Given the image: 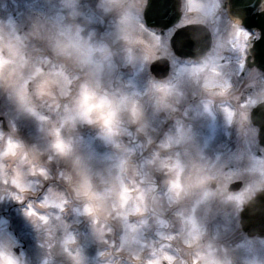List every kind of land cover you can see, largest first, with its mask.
<instances>
[{
  "label": "clouds",
  "instance_id": "9594fccd",
  "mask_svg": "<svg viewBox=\"0 0 264 264\" xmlns=\"http://www.w3.org/2000/svg\"><path fill=\"white\" fill-rule=\"evenodd\" d=\"M61 3L66 16L31 33L43 43L36 51L47 54L33 58L27 36L0 30V92L17 117L34 119L48 138L47 147L41 150L0 132V184L16 188L19 194L13 196L23 203L37 196L35 185L43 187L53 179L46 165L62 161L65 167L57 178L66 187L49 186L37 208L55 206L64 212L66 205L75 204L73 211L90 220L94 235L105 244L109 243L107 236L122 228L125 235L117 252L128 243L129 229L136 231L151 217L161 227L178 228L177 237L188 259L173 257L170 264H248L237 255L244 241L229 247L220 242L218 233L209 238L208 225L218 217L231 216L239 228L238 218L249 200L228 190L223 167L205 154L193 126L184 123L188 109L182 111L181 105L188 92L171 76L162 81L149 79L141 91L125 82L119 72L117 60L125 67L131 65L138 46L146 43L144 24L131 6L142 4V12L148 0H99L97 7L105 15L116 13L118 17V38L110 42L94 40V30L85 34L79 23L83 15L80 0ZM186 5L189 12L202 7L197 0H186ZM220 79V71L205 62L189 71L187 86L196 89L193 96L223 98L232 86L218 91ZM156 117L162 118L161 123L173 122L159 141L150 134L156 131ZM10 126L15 134L16 124L10 122ZM84 127L95 129L94 139L112 151L101 153L92 144L86 145L80 134ZM126 137L135 139L143 151L151 149L149 155L143 156L142 151V159L135 160L136 149L128 147ZM44 155L47 161L42 162ZM28 208L37 230L43 228L51 238L56 231L52 221L61 217L36 211L32 202ZM198 211L202 214L197 215ZM130 217L139 218L138 222L131 223ZM76 243V237L65 229L63 252L73 264H86L79 247L69 248ZM152 255L156 258L146 264H163L169 254L157 256L153 251ZM24 256L23 251L17 255L0 245V264H26ZM133 258L139 261L140 254L134 253Z\"/></svg>",
  "mask_w": 264,
  "mask_h": 264
},
{
  "label": "rangeland",
  "instance_id": "374dc122",
  "mask_svg": "<svg viewBox=\"0 0 264 264\" xmlns=\"http://www.w3.org/2000/svg\"><path fill=\"white\" fill-rule=\"evenodd\" d=\"M206 1L216 6V0ZM98 4L99 0H80L78 7L83 15L79 19V23L84 25L86 29L85 34L88 31H95L96 35L93 37L94 40L110 42L118 38V17L116 13L105 15L97 7ZM142 7V4H134L131 6V11L139 17L140 21H143L141 11V17L139 15V9H142ZM14 13L18 15H14ZM66 14L67 12L61 0H0V30L5 34H17L21 32V34L27 36L29 54L35 58L45 53L36 51V49H39V45H43V43L40 39L31 36V33L40 25H46L54 20L58 21L63 16H66ZM142 23L144 24V22ZM142 37L146 43L138 46L136 58L131 65L125 67L120 60H117V64L120 65L119 72L123 74L124 81L128 82L131 87L138 88L141 91L144 90L147 81L153 79L149 72L150 63L159 54L166 56L172 55V52L167 48L163 49L165 47L164 37L146 27L142 33ZM241 38L243 42L238 43L237 40H232L228 43V46L234 52H236L237 47L239 48L237 57L240 59L239 68L243 57L242 47L244 44V36ZM212 66H215L219 71H223L224 69L226 73L229 72L225 70L224 65L221 66L222 69L216 65ZM190 70L193 69L181 72L183 80L178 83L185 88L188 96L196 91L194 88L187 86ZM238 71H236V74H229V76L234 75L239 77ZM243 83L250 84V86L255 84L254 87L256 90L264 92V75L257 70H250L244 77ZM0 112L3 114L7 127L10 130L9 135L18 137V139L23 140L29 146L36 145L41 150L47 147L48 138L45 133L39 131L37 122L32 118L17 117L13 106L8 103L2 92H0ZM160 118H153V127L156 131L150 133L157 141H159L160 134L165 130V126H167V124L161 123ZM10 122L16 124L17 132L15 134L11 131ZM169 128L170 126L167 127L166 131ZM80 134L84 137L85 144H92L98 152L104 153L112 151L111 148L105 147L99 140L94 139L96 134L95 129L84 127L80 129ZM9 135L6 134V136ZM200 138L204 142L207 139L210 140V135L202 134ZM139 139L143 140V137ZM125 143L128 147L136 149L135 160L139 161L142 159L141 152L143 150L137 147L135 139L126 137ZM150 151L151 149L143 151V156L149 155ZM257 159L234 164L228 161V159H223V163L228 161L226 165L219 164L217 162L218 160H213V162L222 166L225 176L231 178V180L237 177H246L249 179L247 188L244 189V192H241V200H247L252 198V195L255 193H253L254 190L264 189V158ZM41 161H47V155L42 156ZM46 166L50 169L53 179L44 182L43 187L35 185L37 196L33 198V208L38 212L47 211L48 213L61 217L60 221L54 219L52 221L53 225L56 226V231L51 238L46 235L43 228L37 230L36 226L32 223V219L28 216L29 210L19 214L17 213L18 208L15 206L11 209L13 204L19 203L13 196V193L19 194L18 190L10 184L8 186L0 184V245H6L9 251L15 252L19 250V253L15 252L17 255L23 251L25 253L24 259L26 264H73L63 252L62 241L65 236V229L68 233L73 234L77 241L75 245H69V248L74 250L79 247L85 257L86 264H114L110 263L109 260H115L117 264H146V261L156 258L152 255L153 251L156 252L157 256L161 255L162 252L169 254L168 259L163 261V264H170L173 257L188 259V257L184 256L183 244L177 237L178 228L161 227L151 217L148 218L147 225L139 227L136 231L129 229L127 232L128 243L124 245L123 251L117 252V249L121 247V237L125 235L122 228H117L113 234L107 236L106 238L109 243L105 244L100 242L94 235L90 220L84 216L77 215L73 211V207L76 206L75 204L66 205L64 212H61L55 206L47 210L37 208L36 205L43 200L44 194L49 186L54 187L56 190H63L66 187L64 182L57 178L59 172L65 167L64 163L53 160ZM224 166L228 167V170L225 171ZM23 170L25 172L27 171L25 169ZM38 178L29 177V179L33 180H38ZM5 188L7 190H3ZM41 193L43 197L38 199ZM2 212H7V214H3ZM63 213H65V216ZM201 214L198 211L197 215ZM138 219L137 217H130V222L136 224ZM165 219H169V217H165ZM239 219L240 217L238 221ZM208 228L210 232L209 238H211L212 234L218 233L220 242L229 247H234L241 241H244L237 255L248 260V264H264V240L252 239L243 235L241 230L236 228V220H233L231 216L226 218L218 217L215 222L208 225ZM112 242H114V245ZM49 245H52L50 249ZM100 253H104V255H100ZM134 253L140 254L139 261L133 258ZM189 264H191L190 261Z\"/></svg>",
  "mask_w": 264,
  "mask_h": 264
},
{
  "label": "flooded vegetation",
  "instance_id": "af4514ba",
  "mask_svg": "<svg viewBox=\"0 0 264 264\" xmlns=\"http://www.w3.org/2000/svg\"><path fill=\"white\" fill-rule=\"evenodd\" d=\"M202 7H197L195 12H192L196 17L194 20H199L202 24L210 27L215 41L218 39L228 38L235 34H250V32L241 24H235L229 16V11L232 9L230 5L231 0H223V11L216 18L217 23L210 22L213 13V5L206 0H198ZM218 8V5L216 6ZM217 10V9H216ZM238 13L246 16L250 13L253 15L255 11L251 12L250 7L238 8ZM261 11L264 12V0H261ZM216 14V13H215ZM185 18L182 15L181 20ZM254 36H258L259 31L253 32ZM214 41V42H215ZM214 45L211 53H209L204 60L209 65H216L217 67L225 65L226 73L223 69L220 73L222 79L218 81V91L227 89L230 84L231 90L227 95L221 97L203 98L200 94L195 96L189 95L184 104L181 105V110L188 109V117L184 118L185 124H191L196 134V139L205 154L211 160H218L219 164H226L230 161L234 163H243L244 161L257 159V157L264 158V148L261 147L258 138L259 128L253 124L252 112L264 101V92L256 90L254 85L243 83L244 77L229 76L234 72L235 53L230 49L228 44ZM219 49V50H218ZM224 54V59H223ZM194 66L192 69H198ZM234 67V68H233ZM222 69V68H221ZM183 77H177L173 80L174 83H179ZM196 90V89H195ZM203 99V102H201ZM202 134L210 135V140H203L200 138ZM205 145V146H203ZM262 151H261V150ZM215 158V159H214ZM223 159L228 161L223 163ZM227 187L238 181H242V188L234 193H239L245 189L246 183L249 179L246 177H237L231 180L225 176Z\"/></svg>",
  "mask_w": 264,
  "mask_h": 264
},
{
  "label": "water",
  "instance_id": "95a60500",
  "mask_svg": "<svg viewBox=\"0 0 264 264\" xmlns=\"http://www.w3.org/2000/svg\"><path fill=\"white\" fill-rule=\"evenodd\" d=\"M172 5L169 4L168 0H148V6L145 12V18L148 25H159L158 20L165 23L168 14L171 12ZM168 25L174 23L171 19ZM254 25L261 29L262 36L254 43V47L251 50L254 55L253 65L258 67L264 72V19L261 18L255 22ZM180 42L182 49L189 50L194 46L196 52L207 49L209 43L208 38L203 40V37L198 36L193 31H184L178 39L173 42L177 44ZM195 57H200L195 55ZM252 65V64H251ZM151 72L158 78L165 77L168 73V64L166 61L158 60L151 65ZM253 122L260 128L259 138L261 145L264 146V102L261 103L253 111L252 116ZM241 183H235L231 189H239ZM241 224L245 232L250 237L259 235L264 237V191L260 192L255 196L244 208L241 214Z\"/></svg>",
  "mask_w": 264,
  "mask_h": 264
}]
</instances>
